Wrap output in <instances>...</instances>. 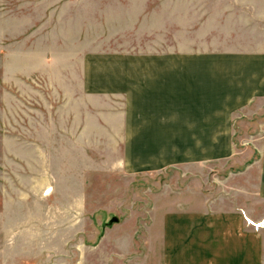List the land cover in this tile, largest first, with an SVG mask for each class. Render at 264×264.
<instances>
[{"label":"rangeland","instance_id":"1","mask_svg":"<svg viewBox=\"0 0 264 264\" xmlns=\"http://www.w3.org/2000/svg\"><path fill=\"white\" fill-rule=\"evenodd\" d=\"M262 48L264 0H0V264H160L163 201L180 195L185 172L195 170L192 186L248 206L246 223L264 243L258 165L248 167L259 157L264 99L240 113L234 158L140 175L118 168L112 133L93 131L96 123L72 131L68 115L83 108L84 53H203L232 60L235 67L219 71L241 82L243 65ZM112 215L120 222L111 226ZM101 236L127 241L102 245L118 248L106 261ZM252 264H264V244Z\"/></svg>","mask_w":264,"mask_h":264},{"label":"crops","instance_id":"2","mask_svg":"<svg viewBox=\"0 0 264 264\" xmlns=\"http://www.w3.org/2000/svg\"><path fill=\"white\" fill-rule=\"evenodd\" d=\"M177 52L181 50L83 55L81 95L77 97L81 100L78 106L83 108L68 112L74 126L77 124L72 131L86 132L91 130L87 125L96 123L93 131L112 133L108 145L120 149L116 164L127 174L168 171L182 165L197 169L229 161L238 154L232 133L240 113L264 99V48L254 50L258 54L243 65L245 71L237 77L241 82L233 81L236 76L228 71H219L235 67L232 60H207L203 53L172 54ZM219 92H224L223 99ZM255 129L259 157L248 167L258 165L261 202L264 119ZM199 176L196 170L185 172L180 195L167 194L169 199L163 201L162 218L155 223L160 231V264H252L264 243L262 233H251L246 223L248 206L232 204L228 192L217 197L204 194L201 184L192 186L187 180H198ZM239 191L242 197L247 196V188ZM118 222V216L112 215L111 226ZM107 238L101 236L97 241L106 261L119 252L117 247L114 253L102 245L127 241ZM85 245V250L94 252L92 245ZM90 257L88 253L83 259Z\"/></svg>","mask_w":264,"mask_h":264}]
</instances>
